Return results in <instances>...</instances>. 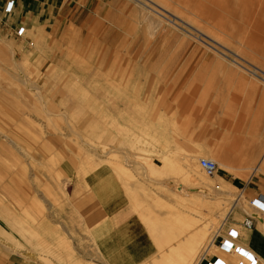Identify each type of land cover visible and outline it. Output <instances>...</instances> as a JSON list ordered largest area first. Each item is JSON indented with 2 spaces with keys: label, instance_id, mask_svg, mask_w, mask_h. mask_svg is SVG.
<instances>
[{
  "label": "rangeland",
  "instance_id": "1",
  "mask_svg": "<svg viewBox=\"0 0 264 264\" xmlns=\"http://www.w3.org/2000/svg\"><path fill=\"white\" fill-rule=\"evenodd\" d=\"M41 1L21 3L19 15L27 19L21 36L0 34V88L6 90L0 96V264H104L93 242L66 229L54 209L73 180L98 175L100 156L121 169L122 153H140L136 160L146 167L163 162L176 169L172 186L186 194L157 209L168 213L165 221L149 218L152 232L172 244L151 264H196L203 251L222 254L217 240L225 226L259 213L240 183L218 174L239 176L241 159L224 169L216 145L200 140L209 123L197 115L216 96L234 120L245 122L244 105L264 110V0H58L62 12L50 11L47 1L36 21L31 13L41 12ZM79 3L88 15H71ZM222 73H229L228 86L211 89ZM179 103L185 137L167 152L185 158L169 160L160 141L163 122ZM219 115L224 123L227 112ZM130 123H138L139 135L122 126ZM147 123L154 125L155 145L146 142ZM235 141L234 134L232 147ZM262 150L243 172L245 181L264 177V144ZM200 157L217 163L213 176L198 166ZM155 175L150 178L161 177ZM238 198L243 207L231 208Z\"/></svg>",
  "mask_w": 264,
  "mask_h": 264
},
{
  "label": "crops",
  "instance_id": "2",
  "mask_svg": "<svg viewBox=\"0 0 264 264\" xmlns=\"http://www.w3.org/2000/svg\"><path fill=\"white\" fill-rule=\"evenodd\" d=\"M5 1L0 0V3ZM47 1L50 11L59 9L62 12L64 10L63 5L56 6L58 5V0H42L41 12L31 13V16L36 21L41 19L44 13L43 10L47 9L44 7V2ZM21 3L23 4V0H14L12 12L0 17L1 35L10 36L11 34L13 38L18 36L16 35V29L27 21L25 19L23 22V16L19 15L23 6ZM82 6H84V3H79L75 9L71 10V15H88L89 11L83 10ZM4 42V40H0V47L5 45ZM211 74L217 75V73ZM218 80H221V82L210 83L211 89L218 88L216 86H228L229 73H222ZM5 91V89L0 88V96L5 95ZM218 99V96L212 97L209 104L204 106L205 109L203 111L210 114H204L202 109H200L201 114L197 115L199 120L205 118L209 123L205 133L203 131L200 132V140L202 141L204 136L210 138V143L216 145L217 154H219L217 158L225 161L221 165L223 168L226 167L228 169L231 164L237 168L232 147L235 131L238 132L242 142L245 140L248 142L252 137L251 141L254 149L250 154L246 151L242 153L241 162L238 164V166L242 164V168L237 170L239 176L234 177L232 176L233 174L224 171L218 172L226 182L231 184L240 183L245 199L249 201L250 198L258 193L264 194L263 176L257 175L254 179L248 178L249 181L243 179V172H245L247 166L255 165V162L262 155L264 110L261 109V104L253 110H249V105H244L247 111L245 122L243 120H234L232 108L228 104L219 103ZM219 111L227 112V117L223 120L224 123H219ZM184 112L183 105L179 103L177 107H173L165 113L166 118L163 122L164 129L160 141L163 147V156L166 158L169 155L167 157L169 160L185 158L180 153L177 156L176 153L167 152L172 141L179 144L183 143L185 137ZM257 112L261 114V119L251 121L252 115ZM122 126L127 128L132 134H138L139 128H141L138 123L124 124ZM146 126V142L155 145L154 125L150 128L152 125L147 123ZM220 126L221 130L219 129ZM249 128H252L251 131H249ZM250 133L251 137L249 136ZM197 151H199V148H197ZM170 155H173V157H170ZM122 156L124 164L122 163L121 169L117 162L107 155L104 158L100 156L98 175L95 176L93 172H87L73 180L67 187L65 196L55 206L54 212L57 219L66 229L82 234L90 242H93L102 263L151 264L153 260L157 259L159 261L162 256L167 255L172 244L168 235L161 234L158 232L159 230L152 232L148 223L149 218L157 217L165 221V216L168 213L157 209H163L175 203L177 196L185 199L186 194L182 195L181 190H177L176 187L172 186V180H170L171 171H176V169L172 170L168 166H163V162L161 164L152 163L148 167L140 163V166L138 160H136L140 153H122ZM142 159L147 160L148 157H142ZM155 168H159V172H156ZM256 169L254 168V170ZM152 173H155L157 177H161L152 179L150 178ZM262 173L264 175V172ZM174 180L176 181V179ZM250 181L256 182L251 185ZM241 202L240 198H238L231 208H242L243 204ZM232 224L238 226V229L234 228L238 231L235 245L244 246L257 257L260 264H264V225L258 220H255L254 225L250 229L243 227L239 221L231 222ZM231 225L225 226V230L233 228ZM213 255H217L230 263L237 260L235 253L222 251V254L218 252ZM206 258L209 260L212 256L208 255ZM203 263H205L204 260L201 264Z\"/></svg>",
  "mask_w": 264,
  "mask_h": 264
},
{
  "label": "built area",
  "instance_id": "3",
  "mask_svg": "<svg viewBox=\"0 0 264 264\" xmlns=\"http://www.w3.org/2000/svg\"><path fill=\"white\" fill-rule=\"evenodd\" d=\"M14 9V0H6L4 3H0V17L4 14H9ZM24 32V27L20 26L16 29V35L21 36ZM198 166L201 170L207 175L211 177L217 170V163L209 158L200 157L198 159ZM249 205L252 209L256 210L259 215L258 218L255 216L246 215V217L242 221L243 227L250 229L253 226V221L259 220L264 225V194L258 193L254 197L249 199ZM238 231L234 228H229L225 236H221L220 240H217V249L223 251L225 253H235L237 255L236 264H260L257 257L248 249H246L242 245H235V241H237ZM218 238V235H215L213 238V242L215 243V239ZM203 251L196 264H201L204 260L203 264H235L230 263L228 261L223 260L217 255H211V259H207L208 256ZM247 253V255H245Z\"/></svg>",
  "mask_w": 264,
  "mask_h": 264
},
{
  "label": "bare ground",
  "instance_id": "4",
  "mask_svg": "<svg viewBox=\"0 0 264 264\" xmlns=\"http://www.w3.org/2000/svg\"><path fill=\"white\" fill-rule=\"evenodd\" d=\"M235 139H236V141L233 144V153H234L233 155H234L235 159H240V157L242 156V153L244 152V150L246 151V149H248L249 154L251 152H253L254 148H253V144H252L251 140H249L248 142L247 141H243L242 142L238 132L235 133ZM257 169H260V167H257ZM200 176H201L202 184H204L206 180H205V178L202 175H200ZM205 185H207V184H205ZM227 216H228V213L225 214L224 220L227 218ZM9 219L10 218L8 217L6 220L9 221Z\"/></svg>",
  "mask_w": 264,
  "mask_h": 264
},
{
  "label": "snow or ice",
  "instance_id": "5",
  "mask_svg": "<svg viewBox=\"0 0 264 264\" xmlns=\"http://www.w3.org/2000/svg\"><path fill=\"white\" fill-rule=\"evenodd\" d=\"M245 255H247V253H245Z\"/></svg>",
  "mask_w": 264,
  "mask_h": 264
}]
</instances>
